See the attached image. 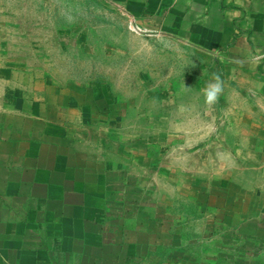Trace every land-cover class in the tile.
Masks as SVG:
<instances>
[{"label":"rangeland","instance_id":"rangeland-1","mask_svg":"<svg viewBox=\"0 0 264 264\" xmlns=\"http://www.w3.org/2000/svg\"><path fill=\"white\" fill-rule=\"evenodd\" d=\"M221 65L102 0H0V94L33 96L56 126L122 264H264L248 192L264 134L239 95L254 88Z\"/></svg>","mask_w":264,"mask_h":264},{"label":"crops","instance_id":"crops-1","mask_svg":"<svg viewBox=\"0 0 264 264\" xmlns=\"http://www.w3.org/2000/svg\"><path fill=\"white\" fill-rule=\"evenodd\" d=\"M102 1L139 32L177 38L221 61L229 85H235L232 70H239L241 83L254 88L239 92L256 102L259 125L252 131L264 134V0ZM39 105L29 94H0V264L124 263L114 251L125 243L103 232L101 215L90 208L98 198L83 168ZM252 178L256 183L248 192L259 194L251 209L259 214L256 225L264 227L262 158Z\"/></svg>","mask_w":264,"mask_h":264},{"label":"clouds","instance_id":"clouds-1","mask_svg":"<svg viewBox=\"0 0 264 264\" xmlns=\"http://www.w3.org/2000/svg\"><path fill=\"white\" fill-rule=\"evenodd\" d=\"M184 90L191 87L183 85ZM223 93V81L218 73H213L212 82H209L203 90L204 103L211 108L218 103L221 94Z\"/></svg>","mask_w":264,"mask_h":264}]
</instances>
